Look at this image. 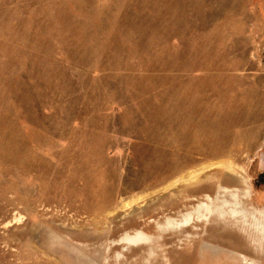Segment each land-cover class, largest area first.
Returning a JSON list of instances; mask_svg holds the SVG:
<instances>
[{"label": "rangeland", "instance_id": "rangeland-1", "mask_svg": "<svg viewBox=\"0 0 264 264\" xmlns=\"http://www.w3.org/2000/svg\"><path fill=\"white\" fill-rule=\"evenodd\" d=\"M0 264H264V0H0Z\"/></svg>", "mask_w": 264, "mask_h": 264}, {"label": "bare ground", "instance_id": "bare-ground-1", "mask_svg": "<svg viewBox=\"0 0 264 264\" xmlns=\"http://www.w3.org/2000/svg\"><path fill=\"white\" fill-rule=\"evenodd\" d=\"M223 163H225V162H223ZM216 164H217V162H216ZM228 164H229V162H228ZM227 164V165H228ZM211 165H214V164H211ZM229 166V165H228ZM201 171H202V169H197V170H195V172H193V171H191V172H188L183 178H182V181L184 180L185 182H188L189 180L190 181H193L194 179H195V177L198 175V174H200L201 173ZM224 190V189H223ZM226 190V189H225ZM237 202H236V200H235V198L233 197V200H232V202H230L229 204L228 203H225V206L227 207H229L230 209H232V210H234V209H236V207H237V204H236Z\"/></svg>", "mask_w": 264, "mask_h": 264}, {"label": "trees", "instance_id": "trees-1", "mask_svg": "<svg viewBox=\"0 0 264 264\" xmlns=\"http://www.w3.org/2000/svg\"><path fill=\"white\" fill-rule=\"evenodd\" d=\"M262 182H263L262 179H261L260 181H257V180H256V185H257V184H261Z\"/></svg>", "mask_w": 264, "mask_h": 264}]
</instances>
